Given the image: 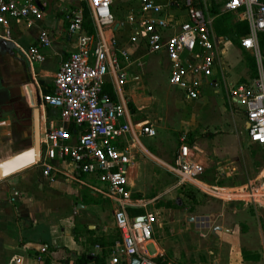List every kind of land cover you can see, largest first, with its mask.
Listing matches in <instances>:
<instances>
[{
	"label": "built area",
	"instance_id": "built-area-1",
	"mask_svg": "<svg viewBox=\"0 0 264 264\" xmlns=\"http://www.w3.org/2000/svg\"><path fill=\"white\" fill-rule=\"evenodd\" d=\"M77 1L85 2L87 13L83 7L70 11L67 32L76 39L75 49L54 72L50 91L40 89L33 77V66L44 61L42 50L50 46L51 32L38 28L27 46L16 44L17 55L30 68L39 106L56 109L60 120L59 125L42 131L36 164L43 175H49L56 171L55 161H67L77 176L95 180L100 188L93 189L113 205V223L119 234L115 248H121L128 258H137L139 264H165L144 249L152 241L155 219L148 206L153 199L132 198L130 194L127 169L131 162V144H126V137H153L155 130L147 122L133 121L121 95V88L127 84L123 60L127 61L129 54L114 36L108 37L107 29L112 30L114 25L112 0ZM137 1L139 11L132 22L138 28L131 40L143 41L149 53L165 55L169 84L189 100L198 99L204 86L211 90L217 87L213 15L207 16L200 0H172L173 7L185 12L183 19L157 0ZM202 3L205 6V0ZM46 6V0H0V37L9 39L13 27L22 29L21 33L33 28L43 18ZM224 11L247 23V32L239 42L257 65L254 78L229 82L227 95L233 105L241 107L249 142L264 147V57L257 42L264 32V0H223L217 14ZM88 19L93 26L92 33L83 29ZM108 80L115 99L102 90ZM71 125L77 131L76 139H72ZM179 142L168 168L176 181L174 187L191 185L217 196L253 195L245 191L244 186L243 190L226 187L223 194L207 189L199 180L205 170L196 157V145L187 142L185 135ZM261 193L257 191L256 195L261 196L260 202L264 205V190ZM131 210H142V213L131 214Z\"/></svg>",
	"mask_w": 264,
	"mask_h": 264
},
{
	"label": "rangeland",
	"instance_id": "rangeland-1",
	"mask_svg": "<svg viewBox=\"0 0 264 264\" xmlns=\"http://www.w3.org/2000/svg\"><path fill=\"white\" fill-rule=\"evenodd\" d=\"M222 1L205 0L204 6L200 0L207 16L213 15L215 76L219 82L214 87L218 92L205 88L196 100L186 99L169 84L164 54L149 53L143 41H132L135 29L124 34L122 45L128 43L129 54L128 60H123L128 72L124 99L131 104L128 107L133 121L147 122L155 130L153 137L139 138L143 148L132 149L127 171L130 194L132 198L153 199L148 206L155 219L152 241L144 249L165 264H264V205L261 196L256 195L264 190V147L249 142L242 125L241 107L231 104L227 95L229 82H246L251 78L241 54L229 40L231 34L222 35L215 30L214 18L218 14L212 10L214 5L219 8ZM46 3L49 22L60 12L65 26L70 11L83 5L77 0H46ZM126 16L124 11L114 13L117 20ZM237 21V16L230 13L227 23L233 25ZM222 27L220 23L218 28ZM20 30L13 27L11 37L23 36ZM23 39L27 37L19 38L20 42ZM39 64L33 66V77L50 82L51 76L45 75ZM49 117H54L50 111L45 114V118ZM42 121L43 115L41 126ZM182 135L197 147L196 157L205 170L199 179L201 184L217 193L225 192L226 187L244 186L253 195L217 196L191 185L174 187L176 181L167 164H171ZM83 181L88 187L73 183L83 194L80 200L91 199L94 204L74 207L77 216L74 235L81 245L80 253L102 257L104 263L107 259L109 264L120 263L126 256L121 248H115L119 234L111 216L112 206L92 188H100L95 180ZM74 264H79L78 260Z\"/></svg>",
	"mask_w": 264,
	"mask_h": 264
},
{
	"label": "crops",
	"instance_id": "crops-1",
	"mask_svg": "<svg viewBox=\"0 0 264 264\" xmlns=\"http://www.w3.org/2000/svg\"><path fill=\"white\" fill-rule=\"evenodd\" d=\"M157 2L162 5L166 4L172 10L171 12L178 13L181 19L185 17L184 11L173 7L172 0L162 2L157 0ZM81 3L83 4L81 7L86 10L85 2L82 1ZM47 8L46 6L43 18L36 22L33 28L26 32L23 31L22 35H25L27 40L23 39L24 42H21L22 46H27L34 39L38 28H45L52 34L53 39L50 46L42 50L44 61L39 64L40 70L45 75H50L51 80L46 82L37 78L38 82L42 81L41 90L50 87L54 72L69 53L75 49L76 43L75 37L68 34L67 25L63 24L61 13L59 12L56 17L52 14L53 19L49 22L45 13ZM110 9L114 25L108 35L112 33L111 36L116 38L119 46L127 51L128 43L125 46L122 45L124 34L127 35L130 31L138 28L132 19L137 17L139 3L137 0H112ZM117 11H124L127 16L122 20H117L114 17V13L116 14ZM23 36L19 38H23ZM235 48L241 54L240 49ZM53 58L55 61H52ZM126 77L128 79V72ZM107 83L113 92L111 81L108 80ZM126 85L121 88L123 99V88ZM31 88L36 96L35 87L31 86ZM205 88L211 90L208 86H204L203 90ZM212 91L216 93L218 89ZM38 108L40 110V122L43 115V123L39 129L40 142L45 123L49 122L51 127L59 125L60 120L56 109H49L54 117L45 118V108L39 105ZM22 120V128L18 130L8 116L0 114V161L28 147L29 136L26 130L28 122L25 113ZM242 125L245 127L243 120ZM76 132L75 128L71 130L72 139H76ZM125 142L131 144V152L135 146L143 148L138 138L133 139L128 136ZM169 165L167 164V169ZM54 166L56 171H51L49 175H43L41 167L35 163L5 177H0V264H65V261H67L66 264H74L76 256L82 254L80 253L81 245L74 235V221L77 218L74 207H79L78 204H80V207L86 208L94 202L91 199L80 200L83 194H80L78 188L73 185L75 182L88 187L83 181L86 177L77 176L67 161H55ZM130 166L131 162L128 169ZM49 203L53 205L48 206ZM111 206L112 216L113 205L111 204ZM50 208H53L52 211ZM91 257L88 256V259ZM127 258L125 257L124 261L121 260L117 264H125ZM108 261L107 259L104 264H109Z\"/></svg>",
	"mask_w": 264,
	"mask_h": 264
},
{
	"label": "flooded vegetation",
	"instance_id": "flooded-vegetation-1",
	"mask_svg": "<svg viewBox=\"0 0 264 264\" xmlns=\"http://www.w3.org/2000/svg\"><path fill=\"white\" fill-rule=\"evenodd\" d=\"M16 44L23 45L18 38L0 37V114L8 116L19 130L24 114L23 86H33V78L27 63L17 55Z\"/></svg>",
	"mask_w": 264,
	"mask_h": 264
},
{
	"label": "water",
	"instance_id": "water-1",
	"mask_svg": "<svg viewBox=\"0 0 264 264\" xmlns=\"http://www.w3.org/2000/svg\"><path fill=\"white\" fill-rule=\"evenodd\" d=\"M1 41L3 43H8L3 39H1ZM38 83L42 84V81H39ZM23 93L25 95L23 107L28 122L26 126V130L29 136V145L25 149L20 150L17 153L13 154L12 156L0 161V177H5L13 172L24 169L39 161V156H40V143H39L40 110L38 108L39 100L37 96L34 95L32 88L29 84L23 86ZM44 128L48 130L50 128V123L46 122ZM78 205L81 206L80 204ZM214 228L211 231L213 234H214ZM129 264H139V261L135 257H130Z\"/></svg>",
	"mask_w": 264,
	"mask_h": 264
},
{
	"label": "trees",
	"instance_id": "trees-1",
	"mask_svg": "<svg viewBox=\"0 0 264 264\" xmlns=\"http://www.w3.org/2000/svg\"><path fill=\"white\" fill-rule=\"evenodd\" d=\"M86 11V10H85ZM217 12V5L213 6V10ZM87 13V11H86ZM229 12H220L217 17L214 18V26L215 30L218 32V34L222 35H230L231 37L229 38L230 42L234 44L236 47L240 49L242 59L244 61L245 67L250 71L249 77L252 79L257 75V65L255 62L254 57L247 51H245L241 46L239 42V38L243 36L247 32V23L245 21H237V23L230 25L227 23V19L229 18ZM222 23L224 27L222 29L218 28L219 24ZM83 29L86 30L87 33H92L93 32V27L91 26V23L89 20H86V22L83 25ZM112 33H109L108 36L111 37ZM258 48L261 52L264 51V32L260 33L258 36ZM263 55V53H262ZM264 57V55H263ZM262 69L264 73V59L262 61ZM102 90L104 92L109 93L113 99H115V96L113 95L111 91V87L108 83H105L102 87ZM43 92H48L50 91V87L44 88L42 90ZM128 105L131 107V104L128 103ZM49 107H45V112L48 115L49 113ZM23 116V114H21ZM73 129V125L70 126V130ZM131 214H141L142 210H131ZM114 240L110 241V244H112ZM255 258V257H254ZM78 260L79 264H86L88 261L91 262V264H104L103 258L99 256H92L91 259H88L87 254H80L76 256V259ZM158 260V259H156ZM159 261V260H158ZM67 261H65V264ZM125 264H129V258L126 259Z\"/></svg>",
	"mask_w": 264,
	"mask_h": 264
}]
</instances>
